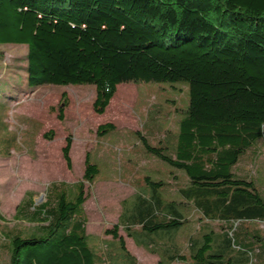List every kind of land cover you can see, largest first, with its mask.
<instances>
[{"label":"trees","instance_id":"obj_1","mask_svg":"<svg viewBox=\"0 0 264 264\" xmlns=\"http://www.w3.org/2000/svg\"><path fill=\"white\" fill-rule=\"evenodd\" d=\"M4 45L27 47L23 71L33 87H93L98 115L122 84L184 83L189 97L176 132L156 147L145 143L149 154L182 171L173 176L178 199L162 196L169 183L145 177L142 193L122 203L119 223L106 231L119 253L98 251L86 233L84 204L85 184L92 185L100 169L87 156L73 195L65 184L52 185L54 203L31 216L46 223L44 234L13 239L11 264H138L120 228L159 254V264L264 261V239L248 236L249 225L264 224V195L257 180L234 172L243 155L255 150V157L264 147L258 142H264V0H0ZM68 105L64 92L51 110L63 121ZM115 129L105 124L97 133ZM70 149L67 139L69 167ZM193 216L199 226L186 247L160 242L186 229ZM212 224L223 233H203Z\"/></svg>","mask_w":264,"mask_h":264},{"label":"rangeland","instance_id":"obj_2","mask_svg":"<svg viewBox=\"0 0 264 264\" xmlns=\"http://www.w3.org/2000/svg\"><path fill=\"white\" fill-rule=\"evenodd\" d=\"M26 54V46H0V264H11L15 237L44 234L41 229L46 223L31 216L42 204L54 203L52 185L65 184L68 195H73L75 185L83 179L87 156L99 166L100 174L92 185L85 184L86 233L98 251L105 248L118 254V241L106 231L119 223L122 203L142 193L139 186L145 177L169 183L171 188L162 192V196L178 199L173 190L178 188L173 176H179L182 171L149 154L145 143L156 147L168 131L176 132L188 106L187 86H182L184 83L122 84L106 112L98 115L92 108L95 90L91 86L29 85L23 71ZM64 92L69 105L61 121L51 109L59 105ZM105 124H113L116 129L99 136L97 130ZM67 139L71 140L70 167L63 156ZM254 152L249 151L248 155ZM258 153L263 154L264 170V147ZM261 177L264 195L263 172ZM178 183L184 185L185 178ZM190 221L173 238L160 236V242L186 247V238L195 235L199 226L196 216ZM223 227L229 229L231 225L223 224ZM237 227L234 224L233 231ZM248 227L250 238L260 235L264 239V224ZM210 232L216 236L223 233L218 224L203 228V233ZM118 235L138 264H159L161 256L137 244L123 228L118 229ZM141 239L148 243V238ZM120 260L117 256L114 262ZM256 261L264 264L259 258Z\"/></svg>","mask_w":264,"mask_h":264},{"label":"crops","instance_id":"obj_3","mask_svg":"<svg viewBox=\"0 0 264 264\" xmlns=\"http://www.w3.org/2000/svg\"><path fill=\"white\" fill-rule=\"evenodd\" d=\"M263 154H256L255 157L252 155H243L238 164L234 167V172L240 176L247 178H254L257 180V187L261 188L260 181L262 179L261 173H264L263 170ZM262 191V190H261Z\"/></svg>","mask_w":264,"mask_h":264}]
</instances>
